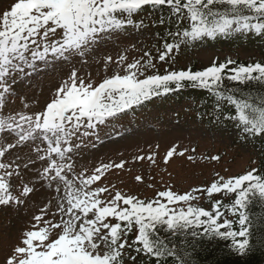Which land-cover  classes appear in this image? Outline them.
I'll list each match as a JSON object with an SVG mask.
<instances>
[{
	"label": "snow or ice",
	"instance_id": "obj_1",
	"mask_svg": "<svg viewBox=\"0 0 264 264\" xmlns=\"http://www.w3.org/2000/svg\"><path fill=\"white\" fill-rule=\"evenodd\" d=\"M145 8H167L177 21L186 19L190 23V30H177L175 43H165L159 55L161 62L178 51L181 44L192 41L234 33L264 34V0H16L10 10L0 14V91H9L6 77L15 71H24V67L34 68L37 60L47 62L48 55L56 59H67V54L82 56L88 46L97 43L104 34L128 26L144 27L143 20L134 23L132 17ZM57 35L59 38L53 40ZM32 45L42 47L43 51ZM29 52L31 61L26 55ZM145 56L150 54L145 53ZM234 63L231 60L219 65L214 62L203 71L189 69L145 76L143 69L154 65L151 60L147 64L137 61L127 66L126 74H114L98 85L86 83L73 72L70 81L57 89L55 98L41 113L0 118V133L15 134L18 138L15 144L0 147V206L19 205L20 197H27L33 191L25 185L19 196L13 195L11 180L19 176V171L2 162L5 154L21 142L36 139L45 142L47 155L40 159L49 160V165L41 178L59 181L65 186L58 212L54 214L60 216L59 222L35 216L34 230L23 233V246L14 247L5 264H125L126 260L135 262L139 256L156 264H164L168 258H172V264H189L171 244L172 238L189 234L194 238L207 236L229 241L232 252L245 256L251 247L253 228L248 208L257 201L264 204V176L256 174V170L227 180L220 177L207 189L196 188L185 194L169 189L159 192L151 201H144L120 191L111 195L107 187L92 188L101 179L99 174L104 168L111 169L112 165L97 168L95 174L86 179L80 178L77 187L65 175L72 170V165L57 163L73 151L71 146L63 145H70L71 137L81 128L95 129L109 118L154 97L181 90L185 82L232 105L235 114L229 119L236 120L246 134L264 135V95L237 98L219 91L225 79L237 84L264 86V65L229 67ZM3 99L0 94V108ZM174 155L183 157L185 152H178L174 146L163 163L168 164ZM147 159L155 163L154 156ZM114 167L123 169L125 165L122 162ZM49 173L54 174L49 176ZM136 180L142 182L140 176ZM56 191L61 189L57 187ZM200 192H206L208 197L232 194L234 200L227 210L237 217L235 223L239 230H234L233 222L228 219L219 222L224 217L220 201L213 203L211 211L193 206L192 201L198 200L195 193ZM105 193H109L110 198H103ZM42 211L46 213L47 209ZM133 232L135 238L129 241ZM129 250L136 255H131Z\"/></svg>",
	"mask_w": 264,
	"mask_h": 264
},
{
	"label": "rangeland",
	"instance_id": "obj_2",
	"mask_svg": "<svg viewBox=\"0 0 264 264\" xmlns=\"http://www.w3.org/2000/svg\"><path fill=\"white\" fill-rule=\"evenodd\" d=\"M15 2L0 0V14L10 10ZM132 19L134 23L143 20L145 26L139 29L128 26L104 34L97 43L90 44L82 56L67 54V59H56L48 55L47 62L37 60L34 68L24 67V71H15L6 77L5 85L9 91H0L4 97L0 118L41 113L55 98L57 89L65 81H70L73 72L86 83L98 85L114 74H126L127 66L137 61L147 64L151 60L154 65L143 69L145 76L189 69L203 71L214 62L219 65L229 60L264 65V38L253 33H234L181 44L178 51L161 62L159 55L165 43L176 42L175 33L187 29V20L177 21L167 8H145ZM58 38L59 35L53 40ZM32 47L43 51L37 45ZM26 55L31 61V53ZM121 57L125 59L121 60ZM85 132L89 134L83 135ZM17 139L15 134L0 133V147L15 144ZM69 146L73 151L64 161L57 160V163L72 165V170L65 175L77 187L80 178L86 179L95 174L97 168L112 165L111 169L104 168L99 174L101 179L92 188L107 187L111 195L120 191L144 201H151L159 192L169 189L176 194H185L196 188L207 189L220 177L227 180L244 175L264 162L263 136H248L237 121L221 120L211 111L206 112L201 99L187 92L148 100L95 129L81 128L71 137L70 145H63ZM174 146L178 152L184 151L185 156L174 155L168 164H164L167 152ZM46 149L47 144L42 140H29L12 148L3 158L2 162L19 171V176H13L11 180L13 195L19 196L25 185L33 191L27 197H20L22 203L19 205L0 206V264H5L14 247L23 246V233L34 230L35 216L54 222L60 220V216L54 214L58 212L65 186L59 181L41 178V173L49 165V160L40 159L47 155ZM148 156H154L155 163L149 161ZM189 156L194 159L189 160ZM213 156L219 159L212 160ZM138 157L145 159L138 160ZM122 162L123 169L114 167ZM53 174L49 173V176ZM137 176L142 182H137ZM57 187L60 192L56 191ZM195 195L198 200L192 201L193 206L208 211L212 210L213 203L228 197L224 193L211 197L206 192ZM103 198H110L109 193ZM40 226H44L42 222ZM129 252L135 255L131 250ZM125 264L144 263L137 257L135 262L126 260Z\"/></svg>",
	"mask_w": 264,
	"mask_h": 264
},
{
	"label": "trees",
	"instance_id": "obj_3",
	"mask_svg": "<svg viewBox=\"0 0 264 264\" xmlns=\"http://www.w3.org/2000/svg\"><path fill=\"white\" fill-rule=\"evenodd\" d=\"M178 28H180V26H178ZM239 65L247 66L248 64L244 62H235L229 67H236ZM192 88L196 89L197 87H192L188 82H185L184 86L178 92ZM219 91L225 96L234 95L237 98L247 97L249 95L252 97H259L260 95H264V86L257 83L237 84L225 79L223 81V87L220 88ZM200 96L202 97L203 107L206 110L211 111L213 115L220 117L221 119L234 121V119H229V117L235 114V109L226 100L221 99L204 89L200 91ZM255 170L256 174L264 176V162H262V164H260ZM233 200L234 196L232 194H228L227 198L219 200L222 203V210L224 211V217H222L219 222H223V219H228L233 222L234 230L238 231V225L235 223L237 217L233 216L227 210V206H231ZM248 214L253 221L251 247L248 253L243 257L230 250L229 241L215 238L209 239L207 236H197L194 238L190 234L180 235L172 238L171 244L176 246L181 255L189 261V264H264V204L259 201L254 202L248 208ZM133 235L134 232L128 237L129 241L132 240ZM161 235L163 236L165 234L161 233ZM133 253L135 254V252ZM138 259L144 264H156L154 260H149L144 256H139ZM164 264H172V258H168Z\"/></svg>",
	"mask_w": 264,
	"mask_h": 264
}]
</instances>
